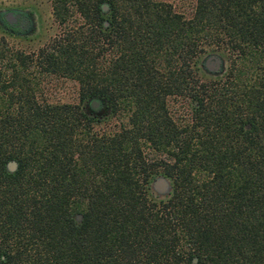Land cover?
Returning <instances> with one entry per match:
<instances>
[{"label":"trees","instance_id":"1","mask_svg":"<svg viewBox=\"0 0 264 264\" xmlns=\"http://www.w3.org/2000/svg\"><path fill=\"white\" fill-rule=\"evenodd\" d=\"M49 4L35 50L0 29V264H264V0Z\"/></svg>","mask_w":264,"mask_h":264},{"label":"rangeland","instance_id":"2","mask_svg":"<svg viewBox=\"0 0 264 264\" xmlns=\"http://www.w3.org/2000/svg\"><path fill=\"white\" fill-rule=\"evenodd\" d=\"M170 3L174 10L181 12H188L193 5L194 0H163ZM27 6L34 10L37 15L38 32L36 36L31 38L20 35H8L4 33V38L7 45L13 49H22L26 52H30L39 47L44 41L53 34H56L59 29L62 28L57 20L53 17L49 0H0L1 6ZM75 15H71L68 19L72 21ZM210 53V52H208ZM207 53V54H208ZM205 56V55H204ZM203 59V58H202ZM227 61L223 59V68L226 67ZM210 75L209 72H205L202 78ZM47 87H45L44 94L51 100L59 101H72L76 99V85L75 83L64 77L49 76L47 79ZM168 106L170 110H173L175 114H178L182 118H186L189 115V108L185 101L180 97L169 98ZM111 120V119H110Z\"/></svg>","mask_w":264,"mask_h":264},{"label":"flooded vegetation","instance_id":"3","mask_svg":"<svg viewBox=\"0 0 264 264\" xmlns=\"http://www.w3.org/2000/svg\"><path fill=\"white\" fill-rule=\"evenodd\" d=\"M0 29L8 35H20L26 38L36 36L38 32V21L37 15L34 10L27 6H1L0 7ZM203 70L209 72L205 68ZM220 71L209 72L211 75H216ZM94 99V98H92ZM90 99V109L92 111H99L97 110L98 107L92 105ZM100 113L99 115L103 114ZM157 192V191H156Z\"/></svg>","mask_w":264,"mask_h":264},{"label":"water","instance_id":"4","mask_svg":"<svg viewBox=\"0 0 264 264\" xmlns=\"http://www.w3.org/2000/svg\"><path fill=\"white\" fill-rule=\"evenodd\" d=\"M102 7L105 8L106 4L103 3ZM202 67L208 70L209 72L220 71L223 67V59L219 54L215 52H210L203 57ZM91 103L92 105L97 106L100 111L105 109V102L102 99L94 98L92 99ZM15 166L16 162L14 160H9L6 163V167L9 170L14 169ZM151 186L155 191L162 193L168 190L169 183L164 176L158 175L153 179ZM78 216L79 215H77V217Z\"/></svg>","mask_w":264,"mask_h":264}]
</instances>
